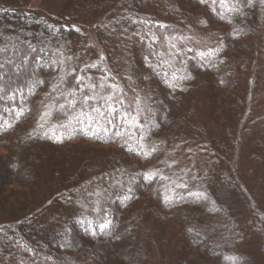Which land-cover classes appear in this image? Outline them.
<instances>
[{"label": "trees", "instance_id": "obj_1", "mask_svg": "<svg viewBox=\"0 0 264 264\" xmlns=\"http://www.w3.org/2000/svg\"><path fill=\"white\" fill-rule=\"evenodd\" d=\"M44 2L0 0V264H262L210 184L243 155L264 207V0Z\"/></svg>", "mask_w": 264, "mask_h": 264}, {"label": "rangeland", "instance_id": "obj_2", "mask_svg": "<svg viewBox=\"0 0 264 264\" xmlns=\"http://www.w3.org/2000/svg\"><path fill=\"white\" fill-rule=\"evenodd\" d=\"M33 3L36 7L43 6L44 8H46L44 0H33ZM101 20L102 19H96L95 22H93L97 24V27L95 26V24L90 22V24L95 27L94 32L86 31L90 47L96 50V52L91 51L92 56L90 58L89 63L91 62L92 64H95V61L97 59L99 60V58L103 61L107 60L106 53H103L104 51L98 43V34L101 35L98 32V25L100 24ZM89 29L90 27L86 28V30ZM95 84V86L99 85L102 88V83L99 79L96 80ZM105 88L106 87L103 85V92H99L97 88L89 90L90 94L93 97L89 96V94L77 97V107L79 103L92 101L94 99L97 100L98 96H100V98L98 99L100 102H102V99L105 102H112L111 92H108V89ZM78 110H80L79 107ZM68 131H70V127L66 125L62 129L53 128V130H51V133L52 137H54L55 139H59L67 137V135L70 134ZM208 135L211 137L212 134L208 133ZM245 151L248 152V149H246ZM247 167V160L243 157V155H240L238 165L233 164V162H231L228 158L224 157L221 159L220 168L215 171H211L212 178L214 179L211 182L210 186L212 193L216 198H214L215 201H219L220 204L222 203L221 205H224L229 208L233 212V214H235L238 219L242 222H245L247 217L249 218L250 216L253 217L259 215V207L264 210V207L261 206V203L263 205L262 195L260 193H257L258 195H255L253 194L254 191H249L248 182L246 180L247 177H245ZM255 203H257V205ZM6 218L10 220L8 211L0 209V221H5ZM251 251H253L256 254L257 258L261 259L262 264H264V257L260 249L256 248V246L254 245L252 246Z\"/></svg>", "mask_w": 264, "mask_h": 264}, {"label": "snow or ice", "instance_id": "obj_3", "mask_svg": "<svg viewBox=\"0 0 264 264\" xmlns=\"http://www.w3.org/2000/svg\"><path fill=\"white\" fill-rule=\"evenodd\" d=\"M199 55L203 57L205 54L204 53H199ZM70 103H72V102H70ZM61 107H63V105H61ZM153 175H155V173H153V174H146V177L145 178L146 179H152ZM100 227H101V230H103L105 227H107V225L104 224V225H101Z\"/></svg>", "mask_w": 264, "mask_h": 264}]
</instances>
